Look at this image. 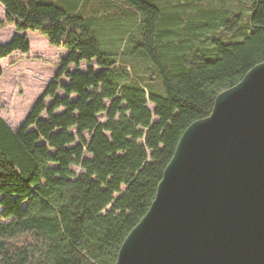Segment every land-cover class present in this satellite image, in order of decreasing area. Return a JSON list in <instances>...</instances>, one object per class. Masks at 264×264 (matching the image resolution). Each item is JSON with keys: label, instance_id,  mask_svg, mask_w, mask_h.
<instances>
[{"label": "trees", "instance_id": "obj_1", "mask_svg": "<svg viewBox=\"0 0 264 264\" xmlns=\"http://www.w3.org/2000/svg\"><path fill=\"white\" fill-rule=\"evenodd\" d=\"M116 1L0 0L19 33L68 51L20 129L0 116V264H115L184 131L264 62V0H239L250 10L245 26L242 12L220 8L180 28L183 15L159 0ZM115 11L116 26L137 18L127 53H107L97 35ZM29 51L16 35L0 44V59ZM119 54L150 60L162 94L117 66Z\"/></svg>", "mask_w": 264, "mask_h": 264}, {"label": "water", "instance_id": "obj_2", "mask_svg": "<svg viewBox=\"0 0 264 264\" xmlns=\"http://www.w3.org/2000/svg\"><path fill=\"white\" fill-rule=\"evenodd\" d=\"M115 264H264V62L184 131Z\"/></svg>", "mask_w": 264, "mask_h": 264}, {"label": "rangeland", "instance_id": "obj_3", "mask_svg": "<svg viewBox=\"0 0 264 264\" xmlns=\"http://www.w3.org/2000/svg\"><path fill=\"white\" fill-rule=\"evenodd\" d=\"M220 1L222 6H218V3L214 2V0H159L164 12H168L171 15L174 13L183 15L182 25H179L177 28L183 27V25H187L194 20V23L199 25L200 21H202L199 18L200 15L203 13L210 15L216 9L219 12L220 8L221 10L227 9L229 12H242L240 14V21L241 19L242 21L239 23V26L247 24L250 10L245 3L239 0ZM116 2L118 4L123 2L122 5H124V1L122 0ZM111 5L115 4L111 3ZM119 13L121 12L115 11L112 13V18L102 19L101 23L96 27L99 41L103 44V49L107 53H121L123 50L127 53L129 36L135 32L137 33L135 28L137 27V18L135 16V20H130L131 16L123 17L121 21V23L123 22L122 25H115L118 22L117 19L119 17L117 15ZM139 20L140 18H138V22ZM114 27H117V29ZM160 29L162 30V27ZM115 30H118V32ZM224 32L228 34V37L234 33L231 30ZM23 34L30 44V51L26 54L14 52L6 58L0 59V69L2 70V75L0 76V116L14 130L22 127L33 106L40 99L49 83L54 80L61 59L68 54V51L64 48L50 45L48 40L37 31L29 30L19 33L16 25L7 20L5 8L0 3V44L9 43L14 36ZM226 39L228 40V38ZM136 46L134 47L133 44H130L129 48L136 50ZM204 46L210 47L211 45L206 42ZM116 60L118 61L117 66L124 67L133 76L145 80L147 83H144V85L151 83L149 89L147 88L149 91L152 90L155 93L162 94L161 81L156 75V71L151 65L150 60L142 56L140 57V55L135 57V55L132 56L130 54H119ZM95 65L94 62L93 66L95 67ZM87 67V64L82 63L80 70H86ZM74 69V66L70 67V70ZM61 82L65 83L67 79L62 78ZM59 94L62 95L61 92ZM51 102V100H48L47 105H50ZM148 107L151 110L154 109L152 103H148ZM99 120L104 122L106 120L105 115H100ZM74 169L78 172L81 171L77 167H74Z\"/></svg>", "mask_w": 264, "mask_h": 264}]
</instances>
